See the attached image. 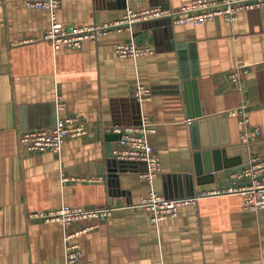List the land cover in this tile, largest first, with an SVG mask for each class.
<instances>
[{"label":"crops","instance_id":"obj_1","mask_svg":"<svg viewBox=\"0 0 264 264\" xmlns=\"http://www.w3.org/2000/svg\"><path fill=\"white\" fill-rule=\"evenodd\" d=\"M191 1L62 0L57 17L103 24L127 6L179 11ZM50 26L49 11L0 0V264H65L66 229L36 216L65 205L115 208L68 227H95L75 239L88 264H264V209H245L240 194L200 196L231 186L251 155L264 157V6L234 21H143L78 50H54L44 38ZM131 41L153 53L118 57L117 45ZM238 67L247 68L240 86L230 77ZM138 83L152 89L150 99L137 101ZM244 103L261 131L255 140L228 115ZM70 116L87 133L66 138L61 153L20 146L22 131ZM142 117L155 124L148 139L161 162L152 183L144 162L114 155L113 128ZM151 191L197 200L155 223L139 205Z\"/></svg>","mask_w":264,"mask_h":264},{"label":"built area","instance_id":"obj_2","mask_svg":"<svg viewBox=\"0 0 264 264\" xmlns=\"http://www.w3.org/2000/svg\"><path fill=\"white\" fill-rule=\"evenodd\" d=\"M61 3L62 0H25L28 7L50 12L51 26L44 38L51 42L54 50L61 47L78 50L85 40L96 41L99 37L114 32L128 31L132 33L134 26L143 21L170 18L174 24L179 25H198L215 18L234 21L241 11L264 6V0H192L179 11L160 7L135 11L127 6L123 17L116 21L85 26H68L60 22L57 17V10ZM115 51L118 57L134 58L153 53L151 47L139 46L132 41L118 44ZM245 72H247L246 67H238L230 73V77L234 83L240 86L241 75ZM135 96L138 102L148 100L152 97V89L138 83L135 87ZM58 106L63 109V102L59 101ZM228 115L239 118V122L243 126V138L245 140H248L249 137L253 140L259 138L260 129L250 127V113L247 103L230 111ZM113 129L119 135L118 145L114 150L115 157L123 161L144 162L146 171L142 176L152 183L161 169L160 157L148 139L149 134L155 131V124L148 117H142L137 126H116ZM86 133L87 129L79 118L70 116L59 118L56 125L50 128L22 131L19 136V143L21 147L30 151H52L59 154L66 138L80 137ZM223 194H240L244 198L245 209L254 211L264 209V157L251 155L243 168L232 174L231 186L210 193L203 192L200 196ZM196 200L197 198L168 199L151 191L141 199L139 205L150 211L152 221L157 223L177 216L181 207L193 205ZM114 209L112 207L75 208L65 205L36 216L47 221H58L66 229L64 236L65 264H88L83 259L80 245L75 239L95 227L84 225L74 232L69 231L68 227L78 222L104 219L111 215Z\"/></svg>","mask_w":264,"mask_h":264},{"label":"water","instance_id":"obj_3","mask_svg":"<svg viewBox=\"0 0 264 264\" xmlns=\"http://www.w3.org/2000/svg\"><path fill=\"white\" fill-rule=\"evenodd\" d=\"M252 154V153H251Z\"/></svg>","mask_w":264,"mask_h":264}]
</instances>
